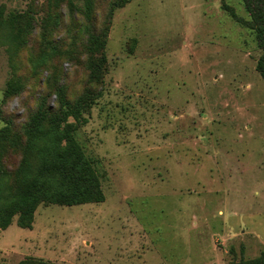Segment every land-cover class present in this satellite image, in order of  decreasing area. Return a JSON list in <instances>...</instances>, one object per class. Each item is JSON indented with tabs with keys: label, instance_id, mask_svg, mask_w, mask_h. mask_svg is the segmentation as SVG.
<instances>
[{
	"label": "rangeland",
	"instance_id": "rangeland-1",
	"mask_svg": "<svg viewBox=\"0 0 264 264\" xmlns=\"http://www.w3.org/2000/svg\"><path fill=\"white\" fill-rule=\"evenodd\" d=\"M86 1L0 0V131L11 130L0 157L14 151L16 172L30 118L52 111L51 129L70 112L104 194L40 205L32 230L16 217L0 230V264L260 258L264 80L243 0H90L89 12Z\"/></svg>",
	"mask_w": 264,
	"mask_h": 264
},
{
	"label": "trees",
	"instance_id": "trees-1",
	"mask_svg": "<svg viewBox=\"0 0 264 264\" xmlns=\"http://www.w3.org/2000/svg\"><path fill=\"white\" fill-rule=\"evenodd\" d=\"M129 1L122 0L112 8H123ZM243 3L255 23L257 44L262 51L256 71L264 80V0H243ZM91 6V1L87 0L86 12ZM100 53L102 62L106 63L105 47H100ZM65 106L69 110L73 108L67 101ZM48 114L53 116L54 113L39 110L25 125L26 142L16 172L7 167L14 151L0 157V230L10 228L16 217L21 229L32 230L40 205L74 207L104 202L93 165L71 137L72 125L68 124V119L72 113L55 115L51 119L52 128L45 129ZM10 132L0 131V137H6ZM17 148L14 145L11 150ZM13 175L18 176L16 189L10 181H13ZM242 264H264V252L260 258Z\"/></svg>",
	"mask_w": 264,
	"mask_h": 264
}]
</instances>
